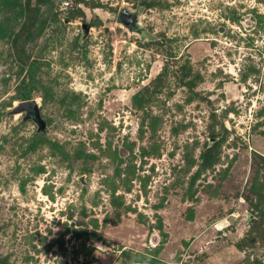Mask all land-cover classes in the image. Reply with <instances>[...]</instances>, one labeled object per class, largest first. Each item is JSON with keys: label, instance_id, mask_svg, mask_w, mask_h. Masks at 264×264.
I'll return each mask as SVG.
<instances>
[{"label": "rangeland", "instance_id": "1", "mask_svg": "<svg viewBox=\"0 0 264 264\" xmlns=\"http://www.w3.org/2000/svg\"><path fill=\"white\" fill-rule=\"evenodd\" d=\"M263 182L264 0H0V264H264Z\"/></svg>", "mask_w": 264, "mask_h": 264}, {"label": "trees", "instance_id": "2", "mask_svg": "<svg viewBox=\"0 0 264 264\" xmlns=\"http://www.w3.org/2000/svg\"><path fill=\"white\" fill-rule=\"evenodd\" d=\"M31 13H29L28 17H27V21L24 24L23 29L16 33L13 37V43L15 44V46H18L20 49L18 50L17 54L19 56V59L21 61H24L25 59L22 58V55L24 54L23 48L21 47L22 45V41L25 40L27 34L29 33V29H30V24L33 22V18L35 17V14L37 12V8L35 6H31L30 8ZM27 66H28V72H29V81L30 83L34 80V65L32 62L27 61ZM29 83V84H30ZM28 84V86L25 88V90H23V94H22V99H28L29 95V87L30 85ZM41 116V114H40ZM43 120V119H42ZM44 121V120H43ZM45 122V121H44ZM46 124V123H45ZM46 128V127H45ZM45 130V129H44ZM43 133L42 131L39 132V134H37V139L38 140H43L46 141L45 138L43 137V135L41 134ZM49 145L51 146H55L56 148H58L57 144H54L50 141H48ZM264 185V182L262 183V186ZM264 196V195H263ZM263 196L261 199H263Z\"/></svg>", "mask_w": 264, "mask_h": 264}, {"label": "water", "instance_id": "3", "mask_svg": "<svg viewBox=\"0 0 264 264\" xmlns=\"http://www.w3.org/2000/svg\"><path fill=\"white\" fill-rule=\"evenodd\" d=\"M130 15L131 14L129 12L122 10L119 13V20L123 22L124 24H129L133 20ZM85 28L88 29V26H85ZM22 111L26 112L25 119L32 117L33 120L38 124V132L40 131L44 132L46 124L40 116V110L35 100L31 99V100L20 102L12 110L13 113H20Z\"/></svg>", "mask_w": 264, "mask_h": 264}]
</instances>
